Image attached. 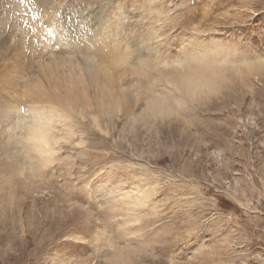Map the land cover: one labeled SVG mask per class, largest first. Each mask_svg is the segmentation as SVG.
Wrapping results in <instances>:
<instances>
[{"label":"rangeland","instance_id":"rangeland-1","mask_svg":"<svg viewBox=\"0 0 264 264\" xmlns=\"http://www.w3.org/2000/svg\"><path fill=\"white\" fill-rule=\"evenodd\" d=\"M0 264H264V0H0Z\"/></svg>","mask_w":264,"mask_h":264},{"label":"bare ground","instance_id":"bare-ground-1","mask_svg":"<svg viewBox=\"0 0 264 264\" xmlns=\"http://www.w3.org/2000/svg\"><path fill=\"white\" fill-rule=\"evenodd\" d=\"M93 43H94L93 47L90 46L89 49L93 50V52L95 53L96 52L99 53L100 55L103 54V58H104V56L106 55L105 50H107V48L104 47L103 43H98L94 41ZM80 48L83 49V47H79V48H75V50H79ZM211 58H213V55H211ZM223 60L225 59L223 58ZM196 62L197 60L195 59L193 63ZM200 62L202 63L196 66H188L185 73L183 74L178 73L179 83L176 84V87L179 90L186 88L188 92H196L204 85L208 86L209 83L212 81L211 79H213V76L216 75L218 72H220V69L222 68L223 65L221 58L215 60H210L208 58L200 59ZM139 66L140 69L141 68L142 70L144 69L143 65L142 66L139 65ZM92 69L93 70L91 71V75H93V81H95L96 77L98 76L99 70L94 65ZM104 96L106 97V95ZM117 102L119 103V101ZM29 112L32 119H30L27 125H25L27 126V130H25L27 131L25 144L27 145L29 150L32 153H34L33 156L35 154L38 156L37 158H39V161H41L44 164L52 162L54 160L56 148L61 143V141L68 139L70 140L72 139V137L75 136V130H74L75 124L74 121L72 120L73 117H71V114L66 113V110L65 111L59 110L56 106L53 105H51L50 107H43V106L33 107ZM35 115H40L45 118V123L43 124L42 127L39 125H33L32 127V121Z\"/></svg>","mask_w":264,"mask_h":264},{"label":"snow or ice","instance_id":"snow-or-ice-1","mask_svg":"<svg viewBox=\"0 0 264 264\" xmlns=\"http://www.w3.org/2000/svg\"><path fill=\"white\" fill-rule=\"evenodd\" d=\"M86 2L87 0H85V3ZM20 111H24V109H20ZM44 123H45V118L43 116L35 115L32 121V127L33 125H39L42 127Z\"/></svg>","mask_w":264,"mask_h":264}]
</instances>
